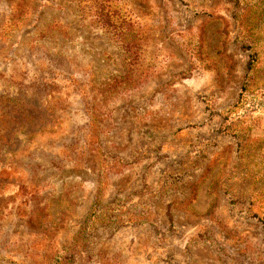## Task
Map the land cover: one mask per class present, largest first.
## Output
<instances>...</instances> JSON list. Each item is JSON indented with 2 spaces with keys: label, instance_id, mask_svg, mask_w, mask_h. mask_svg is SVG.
<instances>
[{
  "label": "rangeland",
  "instance_id": "obj_1",
  "mask_svg": "<svg viewBox=\"0 0 264 264\" xmlns=\"http://www.w3.org/2000/svg\"><path fill=\"white\" fill-rule=\"evenodd\" d=\"M0 264H264V0H0Z\"/></svg>",
  "mask_w": 264,
  "mask_h": 264
}]
</instances>
